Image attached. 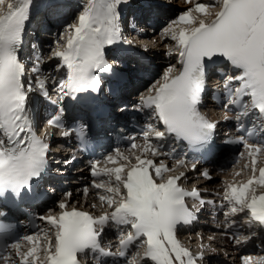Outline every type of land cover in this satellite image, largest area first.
Wrapping results in <instances>:
<instances>
[{
  "label": "snow or ice",
  "instance_id": "6c2138e0",
  "mask_svg": "<svg viewBox=\"0 0 264 264\" xmlns=\"http://www.w3.org/2000/svg\"><path fill=\"white\" fill-rule=\"evenodd\" d=\"M126 2L88 0L78 15L77 23L68 26L66 41L63 45L58 41V48L53 52V57L61 61L58 67L67 69V79L60 85L61 89H66L61 99L86 90L95 91L100 86L94 73L110 70L104 59V49L121 39L119 9ZM32 3L33 0H0V197L11 193L20 198L25 192H30L33 179L40 177L46 167L49 150V144L32 130L27 109L28 92L32 87L29 84L25 90V69L18 58ZM185 3H191V0H185ZM212 8L218 10L213 13L210 11ZM209 17H212L210 22ZM166 34L176 42L178 49L177 74L172 75L173 66L170 65L149 87L152 94L141 97L142 105L153 110L154 119L163 125V129L153 124L145 125L147 131L142 133L145 145L142 155L135 157V164L116 149L115 157L108 155L105 163L117 164L122 160L125 164L102 169L96 166L99 161L93 165V177H107L106 181H94L93 187L109 194H101L99 199L113 210L93 218L75 208L69 211L68 205L61 202L58 217H41L51 225V235L49 231L41 230L42 238L24 237L32 245L26 253L20 251L19 240L3 245L5 249L16 251V255L21 257L20 264H37L38 260L40 264H80L81 254L87 255L89 250L99 248L100 233L96 226L102 228L109 222L131 227L121 239L120 251L108 255L124 257L126 247L139 241L144 248L140 260H151L153 264H196L200 259L194 258L176 239L178 226L187 225L194 219L185 205V197L196 198L197 191L189 193L179 186L183 173L165 180L163 174L171 169L163 161L157 165L152 159L142 156L148 153L168 155L161 151L163 145H154L150 137L156 141L174 137L177 141L186 142L194 151L209 147L216 125L200 115L197 105L204 90L207 65L215 63L216 58H222L239 70L238 75L227 77V81L239 83L234 91L229 89L225 108L228 105L240 108L236 114L237 121L250 110L264 118V0L196 3L194 8L182 12L171 22ZM225 86L227 88L228 84ZM38 87L44 89V83L40 82ZM44 95L47 96L46 91ZM244 97H249V101L244 102ZM48 124L63 127L59 116L49 119ZM242 129L243 124H240L237 131ZM245 132L246 136H240L238 140L251 160L252 175L246 182L229 184L225 200L230 205L231 214L246 210L252 221L264 226V194L257 195L253 187H264V167H260L259 176L256 175L257 157L264 154V143L254 142V131L245 129ZM64 135L67 136L68 132L65 131ZM136 147L134 142L130 145L132 149ZM179 163L184 164V160H179ZM126 167L125 177L122 174ZM244 167L248 168V164ZM203 175L208 177L207 172ZM224 215L227 218L229 212ZM9 233L10 229L0 223V238ZM3 259L7 261L8 257ZM140 260H133L131 264H140ZM244 264H252V258H244ZM258 264H264V256L259 258Z\"/></svg>",
  "mask_w": 264,
  "mask_h": 264
},
{
  "label": "rangeland",
  "instance_id": "374dc122",
  "mask_svg": "<svg viewBox=\"0 0 264 264\" xmlns=\"http://www.w3.org/2000/svg\"><path fill=\"white\" fill-rule=\"evenodd\" d=\"M128 1V0H127ZM202 1H205V3H215V0H202ZM78 2H80V3H84L85 5L87 4V2H88V0H78ZM39 3H41V0H37L36 1V3L34 4V7L35 6H37ZM171 4H172V6H173V10L171 11V15H170V18H169V20H167V21H165V22H163V23H160L158 26H157V30L155 31V33L154 34H152V36H150V38L152 37L153 38V42H155V40H156V44H157V42H159L160 40H163V43L164 42H166V43H168V47H171V46H173L174 45V41L170 38V36L169 35H167L166 34V30H167V28H168V26L171 24V22L172 21H175L177 18H178V16L182 13V12H184V11H186L187 9H189V8H192V6L191 5H189L188 3H185L184 2V0H176V2H175V0L173 1L172 0V2H171ZM63 5H65V4H63ZM85 5H84V7H85ZM66 6L67 5H65L64 6V8H63V10L62 11H60V14L58 15V16H60L61 15V13H63V14H65L64 13V9L66 8ZM72 6H74V5H72ZM33 7V8H34ZM83 6L81 5V6H79V5H75L74 7H72V10L70 11V12H68L64 17H63V21H62V23H60V24H58V25H56L55 26V28L53 29V30H51L50 32H49V38L47 39V41H45V46H46V48H45V53L48 51V49L50 48V47H53V49L54 50H50L48 53H47V57L46 58H44L43 59V61H42V63H44L45 64V62H46V60L47 59H51L48 63H47V65L48 64H51L52 63V60L54 59V57H53V55H50L52 52H54L57 48H58V41H59V44L60 45H63L64 44V42L66 41V39H67V37H68V35H69V32H68V26L69 25H74V24H76L77 23V18H78V15L81 13V11L83 10V8H82ZM33 8H31L32 10V13H33ZM70 9V8H69ZM5 10H6V5H5ZM214 10H218V8H212V9H210V11H214ZM79 11V12H78ZM119 11H120V13L122 12H124V10L123 9H119ZM76 12H78V13H76ZM146 12V11H145ZM125 13V12H124ZM123 13V14H124ZM43 15H45V14H43ZM168 16H169V14H168ZM29 18H30V16H29ZM41 18V20H40V23H41V21H42V17H40ZM48 21V20H47ZM44 23V22H43ZM37 34V33H36ZM38 35V34H37ZM159 37H160V39H159ZM163 43L161 44V45H163ZM148 44V43H147ZM149 46H151L150 44H148ZM43 45H42V43L40 44V47H39V49H43ZM156 47V46H155ZM168 47H161V49L159 48V46L157 47V48H154V47H149V50H147V52L149 53L150 51H155V52H157V53H159L158 54V56L160 57V58H164L165 56H166V54H171L170 53V51H169V48ZM155 50H154V49ZM153 49V50H152ZM44 53V54H45ZM115 58V57H114ZM28 59H31V58H28ZM213 181H215V180H213ZM241 233H243V234H245L243 231L241 232ZM245 235H248L247 233L245 234ZM263 241H264V239H263ZM263 241H262V243H261V246L264 244L263 243ZM206 243V242H205ZM206 244H209L208 242L206 243ZM186 245H187V242H186ZM189 245H193V243H189ZM259 247V246H258ZM258 249H261L260 247L258 248ZM264 249V248H263ZM262 249V250H263ZM210 252V251H209ZM208 252V253H209ZM213 252V251H212ZM207 253V254H208ZM218 253L219 252H215V254H216V258H218V260L219 259H225L224 257H222V256H220V255H218ZM263 253V252H262ZM207 254H206V256H207ZM221 254V253H220ZM207 259V258H206ZM205 259V257L203 258V261L204 262H209V261H207ZM202 261V260H201ZM228 261V260H227ZM211 263V262H210ZM216 264H219V263H216Z\"/></svg>",
  "mask_w": 264,
  "mask_h": 264
},
{
  "label": "bare ground",
  "instance_id": "6f19581e",
  "mask_svg": "<svg viewBox=\"0 0 264 264\" xmlns=\"http://www.w3.org/2000/svg\"><path fill=\"white\" fill-rule=\"evenodd\" d=\"M50 1H51V0H41V5H42V4H45V5H46V4L50 3ZM169 1H170V0H169ZM57 2H58V1H57ZM59 3H60V2H59ZM148 3H149V2H148ZM39 4H40V3H39ZM62 6H64V5H62ZM32 7H34V3H32L31 8H32ZM31 8H30L29 16H30L31 14L34 13V11L37 9V6H35V7L33 8V13H32V11H31V10H32ZM152 9H153V8H151L150 10H152ZM64 10H65L64 13L66 14V13L70 12L72 9L69 10V8H67V9L65 8ZM145 11H146V10H145ZM157 11H158V10H157ZM215 11H216V10H214L213 13H214ZM48 12H49V11H48ZM46 13H47V12H46ZM46 13H43V14H45L44 16H47ZM123 13H124V12H123ZM162 13H166V12H162ZM168 14H169V13H166V14H165L166 17L168 16ZM121 15H122V12L120 13V16H121ZM123 15H124V14H123ZM211 18H212V17H209V18H208L209 22H210ZM28 19H29V18H28ZM45 20H46V22H48V21H47L48 19L45 18ZM43 24H46V23L44 22ZM126 37H127V36H126ZM124 41H125V42L128 41L127 38H125ZM139 41H140V40H139ZM26 43H27V40H26ZM140 43L146 45V44H145V41H140ZM150 52H151V53H157V52H155V51H154V52H153V51H150ZM148 54H149V53H148ZM20 55H21V54H20L19 49H18V56H20ZM149 55H151V54H149ZM116 59H118V56H117V55H115V59H114V58H111L110 60H111V61H114V60H116ZM177 67H178V66L176 65V66H175V69H176ZM173 68H174V66H173ZM175 71H176V70H175ZM56 75H58V72H57ZM57 78H58V77H55L54 79H57ZM57 144H61V143H59V142L57 141ZM64 150H65V149H64L63 146H62V147H58V148H56V152H57V156H58L57 159H59V158L62 159V157L64 156V153H63ZM233 166H234L233 163L230 164V165H228V167L226 168V172L229 173L231 170L233 171V170H237V169L239 168V165L234 166V167H233ZM179 170H180V169H179ZM182 171H184V170H181L180 173H182ZM180 173H179V174H180ZM241 173H242V172H241ZM177 175H178V174H177ZM227 175H228V174H227ZM82 176H83V175H82ZM185 176L193 177V176L190 175V174H186ZM241 177H242V174H241L240 178H241ZM184 178H185L184 180H186V181H188V179H191V178H187V177H184ZM212 178H214V177H212ZM212 178H211V179H212ZM245 178H246V177L244 176V177L241 178V179H245ZM76 180H79V178L76 179ZM208 185H211V181H210V182L207 181V182L204 183L202 186L210 187V186H208ZM79 186H80V185H77L76 187H74V189H76V192H75V194L73 195V197L71 198V200H72V202L70 201L71 204H74V203H76V202L80 203L79 201L82 202V197H83L84 194H83V192H82V197H81V196H80V197L78 196V193H79V188H78V187H79ZM211 187H212V186H211ZM86 189H87V190L89 191V193H90V194H89V197H95V196H97V195H101V194H102L100 191H97V189H92V188H90V187H88V188L86 187ZM84 197L86 198V200L89 201V199H88V197H86V195H85ZM91 201H92V202H96V201H93V200H91ZM51 207H52V206H51ZM49 208H50V207H49ZM236 220H237V219H234V221H236ZM234 221H233V222H234ZM238 223H239V221H238ZM228 224H230V223H228ZM238 226L240 227V231H243L245 234L247 233V234H248L247 237H250V236H249L250 233H251L250 230H251L252 228H249V229H250V230H249V229L246 227V225L244 224V222H243V223L240 222V223L238 224ZM253 227H255V226H253ZM201 230H207V228L205 227V228H202ZM210 230H211V229H209L208 231H210ZM251 231H252V230H251ZM191 232H194V230H191L190 233H191ZM219 232H221V231H219ZM226 233L229 234V233H231V232L226 231ZM182 234H183V236L185 235V233H182ZM213 234L217 235V234H218L217 230H215V231L213 232ZM220 234H221V233H219V235H220ZM254 234H256V236H255V237L252 236L253 238L250 239V243L256 241V242L259 243L258 246H259L260 248H262V247H261V243H262L261 239H264V235L261 234L260 237H258L260 233H258V232H257V233L254 232ZM262 235H263V236H262ZM217 236H218V235H217ZM244 237H246V236H244ZM181 239H183V237H182ZM186 242H187V241H185L184 243L186 244ZM207 242H208V241H207ZM207 242H206V243H207ZM206 243H205V244H206ZM219 243H221V241H218V244H219ZM263 243H264V242H263ZM187 244H188V242H187ZM244 244H245L244 246H241V247H240L241 250H245V249L255 250V248H253V247L250 248V247L247 245L246 242H244ZM201 245H202V244H201ZM201 245L198 244V246H199L198 249L201 248ZM259 247H257V248H259ZM220 248H221V250H218L219 253H221V252L224 251V250H225V251H228V250L230 251L233 247L231 248V247H229L228 245H226V246H225V245H221ZM261 251L264 253V249H263V250L261 249ZM263 256H264V255H263ZM204 257H205V256H204ZM204 257H202V259H201L202 261H203V258H204ZM216 257H217V256H216L215 252L210 251V252L207 254V256H206V258H207L206 260H208L209 262H211V264H216V263H219V264H230L229 262H226L224 259L221 258V259L218 260V258H216ZM200 258H201V257H200ZM201 260H199V262H200ZM196 261H197V260H196ZM253 262H254V261L252 260V263H253ZM255 263H256V261H255ZM147 264H150V263H147Z\"/></svg>",
  "mask_w": 264,
  "mask_h": 264
}]
</instances>
